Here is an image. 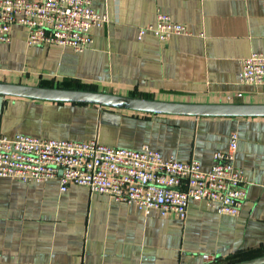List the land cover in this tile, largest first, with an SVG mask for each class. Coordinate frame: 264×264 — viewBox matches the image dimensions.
Masks as SVG:
<instances>
[{
    "label": "crops",
    "instance_id": "crops-1",
    "mask_svg": "<svg viewBox=\"0 0 264 264\" xmlns=\"http://www.w3.org/2000/svg\"><path fill=\"white\" fill-rule=\"evenodd\" d=\"M108 22L83 52L31 46L13 25L0 41V81L105 91L172 102L264 103V84L239 81L240 60L264 52L259 0H92ZM158 12L192 35L139 38ZM243 92L231 101L227 94ZM239 134L235 163L249 182L238 216L191 201L186 218L60 181L0 177V264H237L264 256V117L188 116L0 95V133L111 146L145 145L164 157L213 165ZM209 255L210 260L204 256Z\"/></svg>",
    "mask_w": 264,
    "mask_h": 264
},
{
    "label": "built area",
    "instance_id": "built-area-1",
    "mask_svg": "<svg viewBox=\"0 0 264 264\" xmlns=\"http://www.w3.org/2000/svg\"><path fill=\"white\" fill-rule=\"evenodd\" d=\"M249 1V0H245ZM264 6V0H259ZM108 22L92 0H0V41L10 42L13 25H20L31 46L59 44L83 52L93 42L91 30ZM152 34L166 41L173 35H192L188 27L164 12L139 28L138 36ZM239 81L264 84V52L240 60ZM243 92L227 94L231 101ZM239 134L231 132L228 146L213 154V165L203 169L163 154L148 145L140 149L111 146L97 139L76 141L18 133H0V177L23 182L58 179L62 191L71 184L106 194L117 202L135 204L143 213H173L184 219L191 201H202L221 215L238 216L247 197L248 180L236 163ZM210 260L209 255L204 256Z\"/></svg>",
    "mask_w": 264,
    "mask_h": 264
},
{
    "label": "water",
    "instance_id": "water-1",
    "mask_svg": "<svg viewBox=\"0 0 264 264\" xmlns=\"http://www.w3.org/2000/svg\"><path fill=\"white\" fill-rule=\"evenodd\" d=\"M1 96H17L34 99L89 103L101 107L130 109L151 113H166L188 116H242L264 117V103L241 102H172L125 96L105 91L78 90L60 87L31 86L0 81ZM237 264H264V256Z\"/></svg>",
    "mask_w": 264,
    "mask_h": 264
}]
</instances>
